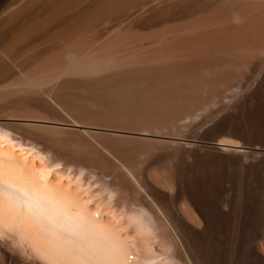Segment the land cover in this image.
I'll use <instances>...</instances> for the list:
<instances>
[{
    "label": "bare ground",
    "instance_id": "6f19581e",
    "mask_svg": "<svg viewBox=\"0 0 264 264\" xmlns=\"http://www.w3.org/2000/svg\"><path fill=\"white\" fill-rule=\"evenodd\" d=\"M262 145L264 0H0V264H159L164 232L215 264L197 163ZM236 220L231 264L264 260Z\"/></svg>",
    "mask_w": 264,
    "mask_h": 264
},
{
    "label": "rangeland",
    "instance_id": "374dc122",
    "mask_svg": "<svg viewBox=\"0 0 264 264\" xmlns=\"http://www.w3.org/2000/svg\"><path fill=\"white\" fill-rule=\"evenodd\" d=\"M259 149L264 150V145L260 146ZM263 158H264V152L263 154H260V155L257 152H253L252 155L249 156L248 160L250 159V160L257 161V162L249 170V172H247L246 176L243 179H240L239 177L236 176L235 169L231 165L221 164L218 162H208V161H201L199 164L197 163V170L192 179L196 182L198 181V191L204 197V200L207 205V209L210 213V217H211L210 220L212 221L211 233L209 235L210 239L206 240V243L211 248L210 256L214 258L215 264H221L218 259L220 255H222L223 264H231L233 260L229 254V251L231 249L229 240H230V234L232 231V226L236 225L237 223L236 218H238L239 214H241V218L245 222L246 229H247V235L245 237V246L247 247L250 244H254L257 247L258 251L261 254H264V160ZM221 191H226L229 196L233 197L237 201V204L234 210L231 212V214L228 217V223H226L223 226L217 224L213 220L215 216L223 219L218 214V211L216 209V202L220 199L219 195ZM128 193H130V195ZM106 194L108 193H104L103 195H106ZM126 194H128V196H131L132 192L129 191V192H126ZM103 197H106V196H103ZM220 204L225 209L228 208V205L226 204V202H220ZM183 208L185 209V206ZM170 217L171 216L168 217L169 218L168 221H170L171 223H174V221L171 220L174 218V216H172L171 218ZM192 220L194 223L198 222L197 224L196 223L195 224L197 226V229H199L202 225V223H200L202 222L200 218L198 220L197 218L193 216ZM156 225L157 224H155L154 226ZM167 225L169 226L170 223L168 222ZM175 225L177 228L178 225L174 224V226ZM156 229L160 231L159 227H157ZM156 229L155 231H157L156 232L157 234L159 231ZM169 229L171 230V232L175 230V229L173 230L171 226L169 227ZM179 230L180 228L178 227L177 231ZM138 231L139 230L135 231V234ZM143 232H145V230L142 231L141 233L142 235L146 233V232L145 233ZM179 232L182 233L181 230ZM133 233L131 234L133 235ZM139 233H138L139 237L138 238L136 237L137 239H140L141 234ZM175 233L174 232L172 233L173 234L172 236L175 235L174 238L171 235L166 234L165 232L162 233V238L165 240L164 242L166 243L162 244L161 249H160V246L156 244L159 246L157 250L160 249L161 251L160 252L155 249L158 252V254L161 253L160 254L161 262L164 264L169 263L167 261V258H171L172 259L171 264H174L175 261H176V264H191L190 262L188 263L184 258L178 257L177 255L174 254L175 249L177 248L179 239L181 240V238L177 234L178 232L176 233L177 236ZM145 236H141V237L143 238ZM148 237L149 236H146L145 237L146 239L143 238L141 242L139 240V242H137L138 245H134V246L130 245V246H132L134 248V251H136L137 253L139 249L137 250L135 246H139V243L140 244L143 243L149 246L148 243L153 242L150 240L151 238L150 237L148 238ZM248 240L250 241L249 245H248ZM129 243L130 242L127 241V247H129ZM143 244L140 245L141 247H138V248H140L144 252L143 254L142 253L139 254V252H141L139 250L138 257L143 258L145 255L146 258H144V260L151 259V257L154 256L153 254L155 252L152 253V255L151 253L148 255V253L151 252V250L154 251V248L152 246L153 244L150 245L152 247H149V248ZM156 245H154L155 248L157 247ZM143 246L148 248V251H146L147 254H144L146 248L143 250L144 248ZM150 248L151 250L149 251ZM166 249L168 251H166ZM214 250H219V251L216 253L214 252ZM141 254L143 256H140ZM148 256L149 258H147ZM160 259L158 258V261H160ZM147 260H146V263L144 262V264H150L152 261L150 260V263H148ZM161 262H159V264ZM153 263L155 262L153 261ZM205 264H210V263L206 260ZM235 264H264V260L256 258L252 255H250L248 258L246 256H242V257L240 256L238 258V262Z\"/></svg>",
    "mask_w": 264,
    "mask_h": 264
}]
</instances>
